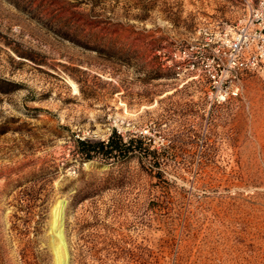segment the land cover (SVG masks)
I'll list each match as a JSON object with an SVG mask.
<instances>
[{
	"label": "rangeland",
	"instance_id": "rangeland-1",
	"mask_svg": "<svg viewBox=\"0 0 264 264\" xmlns=\"http://www.w3.org/2000/svg\"><path fill=\"white\" fill-rule=\"evenodd\" d=\"M246 13L0 0V264H58L60 212L67 264H264V68L182 56Z\"/></svg>",
	"mask_w": 264,
	"mask_h": 264
},
{
	"label": "built area",
	"instance_id": "built-area-1",
	"mask_svg": "<svg viewBox=\"0 0 264 264\" xmlns=\"http://www.w3.org/2000/svg\"><path fill=\"white\" fill-rule=\"evenodd\" d=\"M241 1L247 7V13L240 23L216 33L198 46L196 51L184 49L183 58L204 60V51L210 49L212 56L205 59L206 66L214 65L218 69L229 70L235 76L264 68V0ZM210 76L214 83L217 82L218 74L212 72ZM238 91L239 86H235L233 93L237 94ZM220 92H224L222 88ZM221 97L224 98V94Z\"/></svg>",
	"mask_w": 264,
	"mask_h": 264
},
{
	"label": "trees",
	"instance_id": "trees-1",
	"mask_svg": "<svg viewBox=\"0 0 264 264\" xmlns=\"http://www.w3.org/2000/svg\"><path fill=\"white\" fill-rule=\"evenodd\" d=\"M137 141L138 145L134 146L132 142ZM143 141L141 139L131 140V142H124L120 137V141H116L114 136H111L108 142L92 143L86 140H80L81 152L87 158H93L95 155L108 156L112 154H121L124 157L130 152L143 148Z\"/></svg>",
	"mask_w": 264,
	"mask_h": 264
},
{
	"label": "bare ground",
	"instance_id": "bare-ground-1",
	"mask_svg": "<svg viewBox=\"0 0 264 264\" xmlns=\"http://www.w3.org/2000/svg\"><path fill=\"white\" fill-rule=\"evenodd\" d=\"M61 214V212H60ZM57 225V242H56V254H57V263L58 264H67V252H66V244L64 241L63 227H62V219L60 218ZM63 216V215H62Z\"/></svg>",
	"mask_w": 264,
	"mask_h": 264
}]
</instances>
